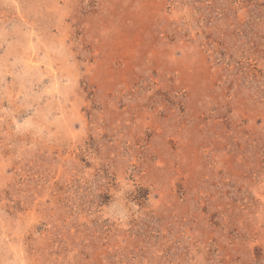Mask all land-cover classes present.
Listing matches in <instances>:
<instances>
[{"label": "rangeland", "instance_id": "374dc122", "mask_svg": "<svg viewBox=\"0 0 264 264\" xmlns=\"http://www.w3.org/2000/svg\"><path fill=\"white\" fill-rule=\"evenodd\" d=\"M0 264H264V0H0Z\"/></svg>", "mask_w": 264, "mask_h": 264}]
</instances>
